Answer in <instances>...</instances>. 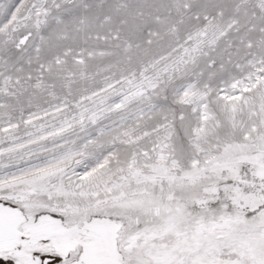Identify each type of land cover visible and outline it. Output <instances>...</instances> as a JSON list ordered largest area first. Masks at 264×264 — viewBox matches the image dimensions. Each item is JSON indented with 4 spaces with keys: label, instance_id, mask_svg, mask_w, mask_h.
Here are the masks:
<instances>
[{
    "label": "rangeland",
    "instance_id": "obj_1",
    "mask_svg": "<svg viewBox=\"0 0 264 264\" xmlns=\"http://www.w3.org/2000/svg\"><path fill=\"white\" fill-rule=\"evenodd\" d=\"M108 52L125 57L104 65ZM253 67H264V0H0V173H17L0 187L26 201L30 210L19 218L32 223L37 214L65 212L63 201L81 180L86 192L123 189L121 195H146L147 203L169 188L187 199L224 177L231 184L260 164L259 146L241 143L252 105L260 108L251 95L261 79L250 76ZM234 82L225 99L238 103L225 113L214 93ZM209 89L211 101L200 105L204 132L193 148L178 120L172 132L173 113L184 111L195 126L192 106ZM225 115L226 126L216 127L213 117L224 123ZM40 178L55 184L51 203L25 194L22 186ZM125 203L135 211L145 201ZM82 208L73 203L68 213ZM55 244L29 248L59 254L65 264L76 243L65 251ZM7 247L0 258L28 263Z\"/></svg>",
    "mask_w": 264,
    "mask_h": 264
},
{
    "label": "snow or ice",
    "instance_id": "obj_2",
    "mask_svg": "<svg viewBox=\"0 0 264 264\" xmlns=\"http://www.w3.org/2000/svg\"><path fill=\"white\" fill-rule=\"evenodd\" d=\"M61 6V3L55 4L57 9ZM18 9L19 4L16 3L7 11L9 21L15 18ZM36 10L48 12L47 8L37 7ZM30 36L31 32L24 35L20 44ZM256 75L261 79L251 95L259 100L260 108L257 110L256 105H252L246 127L241 129V132L247 133L241 143L259 146V165L249 164L247 171L242 172L238 180L233 179L231 184L227 183L231 178L224 177L223 182L216 181L214 188L205 184L198 190L193 189L187 199L178 198L175 190L169 188L167 192L162 190L159 200H152L151 203L146 202V195H121L123 189L105 187L103 195H100V190L86 192L83 180L80 185L73 184L71 199L63 201L65 212L51 213L74 236L79 237L76 249L63 258L65 264H264V67L260 70L253 67L250 76ZM230 90H235V82L214 93V103L222 106L225 113L233 112L238 103L232 101L229 104L225 99ZM211 92L209 89L202 93L201 99L192 106L195 126L184 111L178 116L173 113L172 132L175 133L178 120L193 148L198 147L204 132L200 105L205 99L211 101ZM227 118L225 115V122L222 123L213 117L216 127H225ZM225 144L226 147L231 146L227 141ZM199 155L200 152L195 151L194 159ZM107 162L106 156L104 163ZM95 167H85L84 174L87 175ZM128 168L131 169L132 165L129 164ZM16 174V171L0 173V185L6 184L7 178ZM22 187L28 199L39 194L51 203L55 184L40 178L39 184ZM237 192H243L245 198L238 196ZM129 198L145 203L131 211L125 203ZM73 203L83 205L78 214L68 213ZM0 205L17 208L21 214L28 211L26 201H17L13 189L9 187H0ZM27 221L25 215L23 223ZM7 239L14 245L15 251H31L33 257L40 258L41 264L45 260L50 264H59L62 259L59 254L42 253L26 247L29 237L20 225ZM51 239L43 238L40 242L47 243ZM4 243L5 237L0 230V251H4ZM0 264H13V261L0 258ZM17 264L23 262L17 260Z\"/></svg>",
    "mask_w": 264,
    "mask_h": 264
},
{
    "label": "bare ground",
    "instance_id": "obj_3",
    "mask_svg": "<svg viewBox=\"0 0 264 264\" xmlns=\"http://www.w3.org/2000/svg\"><path fill=\"white\" fill-rule=\"evenodd\" d=\"M124 13H126V11ZM112 23H111V25H112ZM122 24H123V22H122ZM122 24L120 23V25H122ZM119 29H121V28L119 27ZM113 30H114V28H113ZM123 32H125L124 29H123ZM116 33H117V31H116ZM141 44H143V42H141ZM133 54L134 53L130 52L129 50H127L125 53V55L129 56V57L132 56ZM106 55L108 58L105 59L104 61H102V62H104V65H106V64L109 65V63H111L112 61L117 62L119 60L124 59L123 57H125V56H118V55L114 56V54L109 53V52ZM95 56L97 59H99V57H100L98 55H95ZM110 60H112V61H110ZM27 209H28V211L30 210L29 208H27ZM18 218H19V210L17 208L4 207L3 205H0V230L3 231V235L5 237V243L3 244V248L5 246L6 247L9 246V247H7V250H9L8 248H11V246L12 247L14 246L11 242L8 241L7 237L9 236L10 233H12L16 230L17 226L19 225V222H22L21 225L24 226L23 230L27 233V235L29 237V243L26 245L28 248L31 247L32 245H37L39 247V245H41V244H47V243L39 242L43 238H47V237H51L53 242H55L57 244V246H59L62 251H65V249H68L67 247L74 245L75 243H76L75 246H77V243L79 242V237L74 236L67 228H65V227L62 228V226H61V228H58V225H60V223H61L60 220L58 218L53 217L49 213L40 214L38 221L36 220L37 222H35L33 220H32V223L28 222V221H30V219H29L26 223L29 225H26L25 223H23V221H24L23 219H22L23 221H21V218H19V219ZM39 234H42V235L44 234L47 237L42 236V238H41V237H39ZM28 252L25 253V252L21 251V252H18V255L20 254V256L22 257L23 260L26 259L28 262L27 264H34L32 256L30 258Z\"/></svg>",
    "mask_w": 264,
    "mask_h": 264
}]
</instances>
